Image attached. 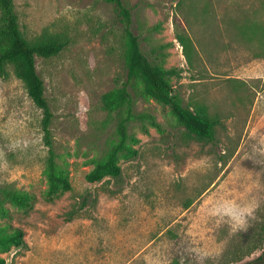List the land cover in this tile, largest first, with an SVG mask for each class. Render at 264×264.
Masks as SVG:
<instances>
[{"label": "rangeland", "instance_id": "rangeland-1", "mask_svg": "<svg viewBox=\"0 0 264 264\" xmlns=\"http://www.w3.org/2000/svg\"><path fill=\"white\" fill-rule=\"evenodd\" d=\"M150 61L177 69L173 93L217 120L213 141L179 127L169 108L130 90L136 114L122 179L86 175L115 141L101 96L126 80L122 28L104 0H14L21 31L48 29L70 43L36 58L53 114L58 163L71 191L48 197L41 111L12 75L0 78V188L26 192L5 203L0 226L23 232L6 264H242L264 251V0H123ZM179 35L194 44L191 62Z\"/></svg>", "mask_w": 264, "mask_h": 264}, {"label": "trees", "instance_id": "trees-1", "mask_svg": "<svg viewBox=\"0 0 264 264\" xmlns=\"http://www.w3.org/2000/svg\"><path fill=\"white\" fill-rule=\"evenodd\" d=\"M114 6L122 28V59L126 80L121 87L104 93L100 98L102 111L111 115L114 120L115 141L101 159L93 162L92 170L86 175L89 183H98L111 179L119 183L122 179L120 160H131L138 156V151L130 143L135 139L130 134L134 122L147 121L150 125L159 126L153 117L147 114H136L130 90L136 89L141 97L157 102L169 108L176 124L186 133L200 141H213L217 120L211 118L202 105L184 106L179 96L173 93L171 79L177 78V69H165L162 65L152 63L141 48L138 37L131 30L132 14L123 0H104ZM178 41L183 48L185 58L191 62L194 55L192 40L179 35ZM70 43L64 34H53L44 29L40 35L26 39L21 31L14 0H0V78L12 75L20 81L33 105L41 111L40 130L43 146L46 150L43 175L47 181L46 195L56 197L71 191L69 173L58 163L54 149L51 130L53 114L45 97L43 80L36 71V58L50 59L58 56ZM31 196L26 192L9 187L0 188V217L5 218L7 210L4 204L17 209L29 207ZM24 247L23 232L18 229L7 231L0 226V251L9 252L12 248ZM0 264H6L0 258ZM242 264H264V251L256 258Z\"/></svg>", "mask_w": 264, "mask_h": 264}]
</instances>
